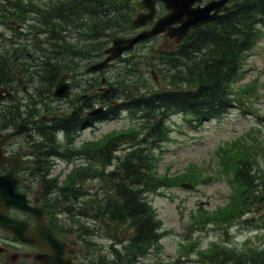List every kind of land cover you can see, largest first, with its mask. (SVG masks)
I'll return each instance as SVG.
<instances>
[{
  "label": "trees",
  "instance_id": "obj_1",
  "mask_svg": "<svg viewBox=\"0 0 264 264\" xmlns=\"http://www.w3.org/2000/svg\"><path fill=\"white\" fill-rule=\"evenodd\" d=\"M139 8V0H0V22L11 31L0 53V86H17L22 75L33 85L40 83L44 95L50 94L62 72L78 76V71L97 59L117 33L133 34L132 18ZM262 28L264 0H231L217 16L191 28L173 49L132 52L120 59L118 68L112 69L107 78L105 91H94L79 103L80 110L55 119L51 127L39 126L41 134L32 144L36 152L34 185L40 190L41 204L58 205L80 218H99L95 226L98 231H102L101 224H111L114 233L109 236L114 238L120 229L124 237L121 248L102 247L93 256L92 242L78 234L77 239L88 247L83 252L87 264H147L143 256L158 245L161 237V224L148 200L149 192L170 184L207 181L195 165L186 170L190 173L172 177L157 173L154 149L168 139L167 121L175 114L189 117L191 122L222 116L233 105L230 86L245 53L261 37ZM71 31L76 35L68 36ZM149 68L156 74L151 81L144 71ZM79 87L87 91L93 85L84 79ZM96 103L105 110L96 117L84 118V110ZM22 107L0 108V120L19 121L24 116ZM122 112L136 119L135 124L75 146V134L86 121L116 118ZM59 129L64 131V145L55 135ZM124 143L128 144L126 151L117 153ZM239 143L234 150L225 149L218 161L237 192L210 216L203 215L201 222L239 220L264 197V169L255 158L258 154L249 144ZM60 153L68 160L77 155L85 162L64 182L48 174L50 159ZM108 165L114 167L105 172ZM90 178L103 184L94 195L82 190L81 182ZM92 227L78 226L88 235H92ZM54 229L62 233L59 226ZM216 245L201 252L199 264H264V248L219 250Z\"/></svg>",
  "mask_w": 264,
  "mask_h": 264
},
{
  "label": "rangeland",
  "instance_id": "obj_2",
  "mask_svg": "<svg viewBox=\"0 0 264 264\" xmlns=\"http://www.w3.org/2000/svg\"><path fill=\"white\" fill-rule=\"evenodd\" d=\"M205 1L207 0H203V3ZM0 31L2 32L0 35V49H3L4 42L7 41L4 38L9 37L10 34L6 24H0ZM76 33L71 31L67 32V35L75 36ZM118 34L119 36L127 35L122 31ZM103 38L106 40L109 37ZM103 38H100V40H103ZM174 44L173 39L166 35H159L141 45L140 50L146 52L155 48L173 49ZM146 64L151 65L149 62ZM118 65L119 63L113 65V70H116ZM144 71L149 81H151L152 75L156 78L153 69L149 68V70ZM107 74L108 72H106V75L101 74L97 77V85L99 79L107 76ZM90 76H76L73 79L76 81L74 97L60 100L61 104H52L51 100L46 98V95L45 97H36L34 102L39 103L33 105L26 116H31L34 113V115H37V121L40 116L54 115L48 120L51 121L59 118V114H62L59 105L64 107L67 114H70L73 110L70 112L68 110L74 109L72 104L78 105L81 101V99L77 100L78 95L83 98L84 94L89 95L91 93L92 90L82 92L78 87L79 80H83L84 77L94 84L95 80H91L92 77ZM18 78L24 81V84H21L20 87L25 86L28 90L29 79L23 76ZM95 88L96 85L93 86V92ZM230 89L234 102L222 116L207 118L199 123H191L188 122L189 117L172 115L167 121L169 126L168 139L154 149L157 173L172 177L180 173H190L186 170L195 165L201 175L207 178V181L203 184L200 182L204 181H198L197 184L187 182L192 185L191 188L183 187L181 183L177 185L170 184L171 186L167 188L162 187L157 191L149 192L148 200L161 224V237L158 245L143 256L142 261L147 264H199L201 252L207 251L213 246V243L217 244L216 247H219V250L232 248L239 251L248 248L257 250L264 248V197L262 196L258 202L251 206L249 212L239 220L231 222H228L229 220L220 222L211 219L200 221L203 215L210 216L217 208L224 206L230 195L232 197L233 193L237 192V190H234L235 184L230 181L231 176L224 174L220 170V164H218L219 156L225 149L234 150L241 144L239 142L249 144L250 150L258 154L255 158L258 160L261 169H264V120L262 119L264 115V28L261 29V37L245 53L238 76L231 84ZM35 91L42 93L44 87L36 82L31 92L34 93ZM26 92L24 95L27 97L29 92ZM71 100H75V102L70 103ZM93 107L102 108L100 104H95ZM135 121L136 119L133 120L123 112L116 118L103 120L91 127L85 125L80 130L74 144L76 146L84 141L102 138L112 131L126 130ZM37 126V123L33 126L34 133H40L36 128ZM58 137H62V134L58 133L57 139ZM23 145L26 146L24 143ZM127 146V143L120 145L121 149L117 153L122 152V150L126 151ZM81 159L82 161L79 159L71 162L56 161L51 174L55 175L59 170H64L60 174V177H62L77 164H85L83 158ZM113 167L108 165L105 172L110 171ZM81 184L83 185V192L87 195H94L95 191L100 190L103 185L100 179L97 178L83 180ZM51 209L53 222L64 230L62 235L69 242V249H72L73 252L76 251L81 257L78 258L77 264L81 262L87 264V259L81 252L88 248L87 245L84 246L77 239L78 234L92 242L90 244H92L93 256H97L99 249L102 247L109 248L110 245H115V248H121L124 237L120 236V229H117L115 237L111 238L110 236L114 233L109 228L111 224L106 225L102 222L103 224L99 226L101 232L95 228L96 225L98 226L99 218H80L76 213H72L65 208L60 209L58 205L51 206ZM92 214L94 215V213ZM81 223L87 227L89 225L94 227L91 230L92 235L85 234L78 228ZM105 232L109 233L102 235ZM122 233H125L124 229H122ZM9 261H12V259ZM28 262L22 264H28ZM10 264L20 263L15 261Z\"/></svg>",
  "mask_w": 264,
  "mask_h": 264
},
{
  "label": "water",
  "instance_id": "obj_3",
  "mask_svg": "<svg viewBox=\"0 0 264 264\" xmlns=\"http://www.w3.org/2000/svg\"><path fill=\"white\" fill-rule=\"evenodd\" d=\"M161 1L164 7L169 11L160 16L149 30H144L139 34L129 38H115L112 45L105 50L107 56L104 60L91 65L87 71L102 70L107 63L121 54L131 49L137 42L158 33L166 32L169 37H173L177 43L186 35L188 29L218 14L228 0H210L204 6L200 5L201 0H141L142 5L148 10L136 15L132 20L135 26H143L155 15V3ZM198 2L196 6L194 3ZM63 75L57 82L53 91L54 96L67 97L69 95L70 84L65 82ZM264 119V115H263ZM6 160L0 153V164ZM19 160L11 161V169L8 173L0 175V226L13 234L18 239L31 243L38 248H44L49 251L47 258L43 260L44 264H70L68 258L61 256L63 244L59 242L47 225L41 219V211L37 207H30L25 195L16 192L18 179L14 177L16 170L21 169ZM183 187H191L184 183ZM16 207L18 209L30 211L36 218V224L33 227L32 234H26V227L21 220L9 218L6 214V208Z\"/></svg>",
  "mask_w": 264,
  "mask_h": 264
},
{
  "label": "flooded vegetation",
  "instance_id": "obj_4",
  "mask_svg": "<svg viewBox=\"0 0 264 264\" xmlns=\"http://www.w3.org/2000/svg\"><path fill=\"white\" fill-rule=\"evenodd\" d=\"M72 85V95L75 92L74 84ZM22 92L27 91L25 87H22ZM5 92V93H4ZM20 93L18 92V89L10 88L9 86H3L0 88V96L5 98H0V108H4L7 106H11L12 108H15L18 95ZM49 99L51 100L52 104L58 103L61 104L59 98H54L51 95L49 96ZM76 107V105H75ZM59 108H61V116L63 117L64 114L67 112L64 110V107L62 105H59ZM73 110V111H72ZM70 114H73L76 112V108L72 109ZM86 112V111H85ZM54 117V115H43L41 116V119L43 121H48L50 118ZM36 121V117L33 118H22L19 121H10L5 122L0 120V153L2 154L3 158H5V162L0 164V175L6 174L11 169V161L13 159H24L23 162H20L19 165H25L29 167V154L30 150L27 147L22 146L24 137L26 138L33 135L34 130V123ZM51 121H48L47 123L50 125ZM17 131H21L20 133H15ZM22 159V160H23ZM27 169L17 170L15 172V175L20 178L19 183L23 181H32L29 179V171ZM29 203L31 205L37 204L40 205V200L37 196L30 198ZM41 206V205H40ZM43 210V220L49 225L50 228H52L54 235L59 239V241H63L65 243L64 248V256H69L72 260L73 264L78 263V258H80L76 251L70 250L68 245L69 242L66 241L67 239L62 235V233L58 234L56 233L58 230L53 229V223L49 219L48 214L49 210L47 208H42ZM8 211V209L6 210ZM9 214L15 218H22L27 223V229L26 234L31 235L34 225V218L32 214L28 213H21L14 209H10ZM60 241V242H61ZM22 248L27 249L28 251H24ZM48 254V251H46L44 248H37L33 244L28 242H22L21 240L17 239L13 235H9L7 232L2 230L0 228V264H10L15 261H19L20 264L25 263L26 261H29L28 264H38L36 263L35 256H46ZM12 259V261H9ZM80 264H83L82 262Z\"/></svg>",
  "mask_w": 264,
  "mask_h": 264
},
{
  "label": "bare ground",
  "instance_id": "obj_5",
  "mask_svg": "<svg viewBox=\"0 0 264 264\" xmlns=\"http://www.w3.org/2000/svg\"><path fill=\"white\" fill-rule=\"evenodd\" d=\"M195 123H199L200 121H194Z\"/></svg>",
  "mask_w": 264,
  "mask_h": 264
}]
</instances>
